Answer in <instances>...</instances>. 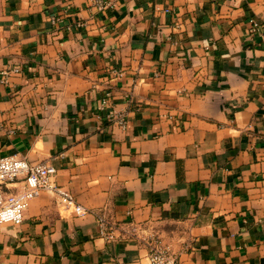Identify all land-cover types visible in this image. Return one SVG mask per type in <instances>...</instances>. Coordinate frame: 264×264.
<instances>
[{
  "label": "crops",
  "instance_id": "crops-1",
  "mask_svg": "<svg viewBox=\"0 0 264 264\" xmlns=\"http://www.w3.org/2000/svg\"><path fill=\"white\" fill-rule=\"evenodd\" d=\"M96 1L0 0V158L87 211L40 191L0 264H264V0Z\"/></svg>",
  "mask_w": 264,
  "mask_h": 264
},
{
  "label": "built area",
  "instance_id": "built-area-1",
  "mask_svg": "<svg viewBox=\"0 0 264 264\" xmlns=\"http://www.w3.org/2000/svg\"><path fill=\"white\" fill-rule=\"evenodd\" d=\"M97 8L103 7L102 1L97 0ZM254 27L256 24L252 23ZM18 72L17 69L13 70ZM102 105L105 101L102 100ZM56 170L49 164L40 162H28L17 156L0 158V225L11 224L18 226L23 221V214L30 200L38 196L42 190L54 193L58 205L63 210H72L76 215H83L87 211L78 205L68 194L61 192L54 184L53 179ZM13 187V191L7 192L3 188ZM99 232L111 238L107 234L109 226L101 215H96ZM147 264H178L174 255L161 249H153L148 255Z\"/></svg>",
  "mask_w": 264,
  "mask_h": 264
}]
</instances>
